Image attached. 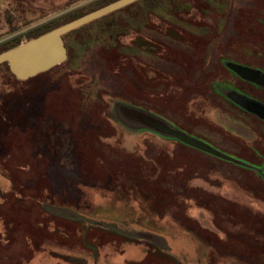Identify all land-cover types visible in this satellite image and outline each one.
Segmentation results:
<instances>
[{
  "label": "rangeland",
  "instance_id": "obj_1",
  "mask_svg": "<svg viewBox=\"0 0 264 264\" xmlns=\"http://www.w3.org/2000/svg\"><path fill=\"white\" fill-rule=\"evenodd\" d=\"M114 1L0 0V53ZM63 42L0 64V264H264V121L220 89L264 101L225 62L264 70V0H138Z\"/></svg>",
  "mask_w": 264,
  "mask_h": 264
},
{
  "label": "water",
  "instance_id": "obj_2",
  "mask_svg": "<svg viewBox=\"0 0 264 264\" xmlns=\"http://www.w3.org/2000/svg\"><path fill=\"white\" fill-rule=\"evenodd\" d=\"M135 1L138 0H116L25 43L1 52L0 64H7L10 73L19 81L46 72L66 60V49L63 42L65 34Z\"/></svg>",
  "mask_w": 264,
  "mask_h": 264
},
{
  "label": "flooded vegetation",
  "instance_id": "obj_3",
  "mask_svg": "<svg viewBox=\"0 0 264 264\" xmlns=\"http://www.w3.org/2000/svg\"><path fill=\"white\" fill-rule=\"evenodd\" d=\"M225 62L229 64L231 67H235L236 65L254 70L256 72L255 81L253 83L247 82L248 86H246V88L250 87L256 90V88L259 87L261 89H264V87L260 86V85L264 86V70H261L260 68L253 67L247 64L239 63L237 61L235 62L231 60L229 61L225 60ZM235 77L238 80H240L238 76L235 75ZM220 89L223 90L222 94L223 96H226V102H228L230 105L235 106L237 109L241 110L242 112L257 117L261 121H264V101L258 100V98L247 93L244 89L236 86L232 87L228 83L221 84Z\"/></svg>",
  "mask_w": 264,
  "mask_h": 264
}]
</instances>
